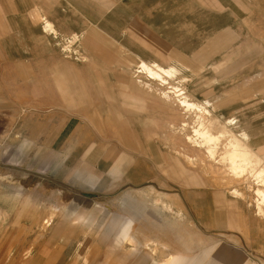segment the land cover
<instances>
[{
	"label": "crops",
	"instance_id": "obj_1",
	"mask_svg": "<svg viewBox=\"0 0 264 264\" xmlns=\"http://www.w3.org/2000/svg\"><path fill=\"white\" fill-rule=\"evenodd\" d=\"M188 2L206 16L236 9L231 30L218 28L223 31L215 42L191 51L201 64L197 71L188 65L191 75L214 73L223 62L232 63V69H220L223 74L230 69L239 76L257 68L250 53L253 46H264L253 42L254 37L264 41V26L258 25V17L264 21V8L258 11L257 0H0V31L2 43L10 47L9 62L25 64L14 77L25 80L24 110L31 112L24 120L25 135L35 145L31 157L43 159L52 176L94 203L103 194L127 192L120 214H104L103 233L96 242H84L97 231L83 236V218L71 211V218L54 230L45 225L20 235L5 233L0 264H264V218L247 214L222 190H180L158 180L165 156L145 116L149 100L144 90L123 81L126 68L138 63L183 73L177 63L167 64L175 59L183 25L178 16L185 14ZM188 15L196 19L197 14ZM46 24L52 32L44 30ZM228 31H233L231 38ZM68 43L76 54L63 50ZM241 56L246 59L241 61ZM237 61L247 62L246 70L236 72ZM220 78L212 77L211 84ZM207 100L213 112L222 111L219 96L204 98L201 104ZM228 105L233 113L222 120L237 119L250 142L253 124L242 119L233 99ZM219 115L214 113V118L222 121ZM146 186H157L159 194L152 201L144 198ZM20 194L0 192V205L18 202ZM93 216L90 210V226ZM95 223L94 228L100 225Z\"/></svg>",
	"mask_w": 264,
	"mask_h": 264
},
{
	"label": "rangeland",
	"instance_id": "obj_2",
	"mask_svg": "<svg viewBox=\"0 0 264 264\" xmlns=\"http://www.w3.org/2000/svg\"><path fill=\"white\" fill-rule=\"evenodd\" d=\"M257 1L258 11H261V8H264V0ZM232 11H236V9L228 7L224 9V14L201 15L199 8L188 2L185 14L178 16L181 17L182 24L188 29L186 30L183 25H180L178 30H180L179 33H182V36H178L175 41V59L170 64H167L177 63L175 65L181 68L183 73L180 76L173 74L171 77L164 76L163 79L157 80L149 76L142 69V64L139 65L138 63L126 68L128 70V78L126 80L123 79V81L130 86H136L144 90L145 97L149 100L146 101L148 102L146 104L148 105V110L145 111V116L152 122L158 139L161 141L165 156V164L162 166L158 180L180 190H183L185 186H188V188L208 187L211 190H222L230 197L229 199L237 202L238 208L243 209L247 214H254L264 218V201L259 200L256 196L259 186L264 187V179L259 181V179L251 176L250 169L243 174L238 170L231 169L229 164L223 162L221 155L224 149L217 153L216 160L203 159L200 152L192 153L195 156L198 155V158L202 161L204 160L203 162H197L196 160H190L189 162L183 153L186 152V149L183 150V147H186L185 134H191L192 128L200 122L209 125L214 122L204 112H185L179 108L178 98L188 97L189 101L201 105L202 99H214L219 96V100L222 101L221 104L223 105L221 106L222 111L217 109V111L212 113L216 114L218 112V114H221L219 115L221 120L230 117L229 115L233 112L228 103L233 99L239 107V115L242 116V119H245L247 123L253 124L249 126V129L254 130L251 131L253 137H251L250 145L254 150L258 151L256 155L264 159V53H262L264 52V46L255 45L252 47L253 50L250 53L253 55V59L256 62L258 61V66L256 69L252 68L248 72H242L243 75L235 76L238 73L230 70L232 69L231 62L219 64L215 68L214 73L210 72L208 74L206 71H202L204 72L203 74L200 73L199 76H195L188 72V65L194 71H197L201 65L198 63L199 58L190 54L192 50L199 52L202 49V43L216 40L223 31L218 28L229 26V30H231V27H234L232 20L234 13ZM191 12L192 15H198H194L196 19L190 18L191 15L188 14H191ZM261 18L258 17V25L264 26L263 16ZM188 19H192V21H188ZM187 21L188 23H186ZM252 26L254 27L255 25L253 24ZM233 31H228L230 38ZM241 31H243V27ZM1 35L0 31V192L6 193L10 191V193H13L15 191L21 194L18 202L17 199H14L15 202L12 201L14 203L12 205H0V238L9 231H11V234L18 233L20 235L25 231H38L44 228L45 225H49L46 227L48 231L54 230L59 225L58 223H61L64 219L71 218L68 214L73 211L76 216L83 218L80 222L83 236H87L91 230L97 231L96 233L93 232L91 240L84 239V242L87 244L89 241L94 242L95 240L96 242L103 233H101V230H103L105 225L104 214H120L121 197L127 192H118L112 196L103 194L94 203V201H89L85 198L83 196L85 193L80 189L52 176L53 174L46 170V163L43 159L31 157L32 154L34 155L35 145L28 142L25 135L24 120L26 114L29 113L30 115L31 113L24 110L25 95L23 84L25 80L14 77L16 72L19 75L21 71H24L23 65L25 64L9 62L10 47L2 43ZM262 39L254 37L253 42L263 43ZM194 41H196V45H190V42ZM72 44L68 43L63 47V50L68 54L75 51L76 54L77 50ZM67 46H69V52L65 50ZM13 55L15 54L13 53ZM221 58V55H219L213 61ZM239 59L242 61V59H246V56H241ZM229 66L230 69H227L229 71L225 72V74L220 71V69L228 68ZM236 66L235 71L239 72V69L246 70L248 65L247 62L241 65L237 61ZM217 75L221 77V81L212 85L211 78ZM207 76H209L208 81ZM119 80H113L114 85L118 84ZM131 80L134 82L142 81V83L137 84L135 82L132 84ZM145 87L148 89L146 90ZM195 88L199 89L200 93H195V91L199 92L198 90H194L193 93ZM163 92L169 93L170 100L168 102L161 98L160 95ZM35 113L37 112L34 111ZM197 116L202 118L198 119ZM185 120L188 122L187 128L184 130L175 129L176 132H170V123L179 127L180 123ZM168 164L171 165L170 169ZM252 168L253 172L259 170L256 166H252ZM154 184H156L155 181ZM22 188L27 189V191L22 190ZM156 188L157 186H146V197L144 198L149 201L154 200L156 198L155 194H159ZM166 188L169 187L167 186ZM233 188L241 191L244 197H238V199L237 196H234L231 193ZM90 203L94 205L88 206ZM152 209L153 207L149 206V210ZM90 210L92 214H95L90 223L92 221L93 223L95 221L100 223L99 221H101L96 228H94L95 225L93 226V223L91 226L88 225ZM95 210L96 213L93 212Z\"/></svg>",
	"mask_w": 264,
	"mask_h": 264
},
{
	"label": "bare ground",
	"instance_id": "obj_3",
	"mask_svg": "<svg viewBox=\"0 0 264 264\" xmlns=\"http://www.w3.org/2000/svg\"><path fill=\"white\" fill-rule=\"evenodd\" d=\"M44 28L46 32L53 31L51 30L52 26L50 24H46ZM65 50L69 52V47H65ZM142 69L146 71L149 74V76L157 80L163 79L164 76L165 77L173 76L172 71L164 70L156 65H148V64L143 63ZM137 83L140 84L142 83V81H137ZM145 89L147 90L148 88L145 87ZM160 96L163 100L167 102L170 100V95L168 92H163V94ZM177 101L179 104V108L183 109L185 112L187 113L190 111L192 112L197 111L200 113L204 112L205 114L210 116V119L214 122V123H210V125L203 124L200 122L199 124H197V126L193 128L191 127L192 128L191 134H185L184 141H185L186 147H183V150L186 149V152H183V153H184L185 158L189 162L190 160L191 161L196 160L197 162L204 161L198 158V155L197 156L193 155L195 152H200L202 154L203 159L216 160L217 153L220 150L224 149V152L221 155L223 162L224 163L226 162L227 164H229L231 169L238 170L242 174L245 173V171H248L250 169L251 170L250 173L252 174L251 176H254L255 178L259 179V181H261V179H264L263 177L264 176V159L256 155V153H254L252 146L250 145V142H249L248 134L239 125V122L237 119L230 118L225 121L223 120L220 121L217 119V117L214 118V114L212 113L213 112L212 103L210 100H207L204 104H201V105L199 103L189 101L188 97L178 98ZM197 118L201 119L202 117L197 116ZM187 127H188V122L185 120L180 123L179 127H177L176 124H172V125L170 124L169 129L173 132H176L175 129L184 130ZM252 166L258 167L259 170L256 172H253V168L251 169ZM259 187L260 188L258 189L256 196L259 200L264 201V189H262L264 187L262 186H259ZM231 190H232L231 193L234 196H237V198L244 197V194L241 191L234 189V188ZM257 208H260V207H257Z\"/></svg>",
	"mask_w": 264,
	"mask_h": 264
}]
</instances>
